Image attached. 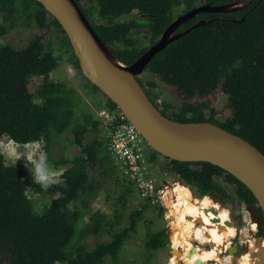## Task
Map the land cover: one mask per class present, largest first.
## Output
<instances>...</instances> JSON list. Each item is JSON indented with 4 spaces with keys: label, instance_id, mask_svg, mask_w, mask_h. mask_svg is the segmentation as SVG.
Here are the masks:
<instances>
[{
    "label": "trees",
    "instance_id": "16d2710c",
    "mask_svg": "<svg viewBox=\"0 0 264 264\" xmlns=\"http://www.w3.org/2000/svg\"><path fill=\"white\" fill-rule=\"evenodd\" d=\"M82 14L110 53L123 65L137 61L155 45L164 30L174 21L173 9L184 6L183 14L201 6H225L245 0H74ZM136 13L130 22L119 19ZM141 16L143 18H141ZM0 38L25 20L46 33L59 38V51L77 70L79 62L61 29L43 6L35 0H0ZM200 21L204 25L196 26ZM145 28L149 46L142 48L134 32ZM183 33L156 54L145 71L157 76L165 85L176 88L187 99L176 111L172 106L157 104L155 84L146 87L139 80L149 100L163 116L178 123H210L234 134L257 148L264 155V0H253L246 8L230 13H201L177 28ZM35 35L22 49L0 45V142L3 138L23 146L44 142L45 151L53 135L69 131L79 154L61 159L56 164L65 169L59 180L45 190L15 165L6 164L0 148V264H122L120 253L124 244L137 232L143 214L149 207L143 203L132 210L128 225L122 226L123 196H119L113 215L91 212L90 201L102 189V178L114 175L116 166L107 150L106 139L100 136V121L93 111H82L77 92L64 82L53 81L50 74L59 65L50 40ZM35 78L41 82L34 93L29 85ZM94 94H102L87 79ZM217 91L227 97L229 116L215 119V110L204 99ZM103 95V94H102ZM104 96V95H103ZM105 97V96H104ZM106 107L117 109L106 98ZM194 100H197L194 102ZM208 112V115H207ZM151 150V149H150ZM158 153L151 150L149 161ZM166 172L175 180L190 186L201 198L229 196L221 179L229 185L237 200L246 207H255L256 199L237 179L221 168L205 162L183 163L167 159ZM127 184H133L122 178ZM128 188V187H127ZM129 189V188H128ZM28 190L44 193L51 202L41 213L35 211ZM90 223L81 230V237L99 236L116 228L108 243H97L89 250L84 245L69 253L66 248L73 239L82 218L78 202ZM162 216V209H157ZM258 237L264 236V220ZM238 222L241 223L240 217ZM108 228V229H107ZM169 236L162 227L148 230L144 249L155 252L165 248Z\"/></svg>",
    "mask_w": 264,
    "mask_h": 264
},
{
    "label": "water",
    "instance_id": "95a60500",
    "mask_svg": "<svg viewBox=\"0 0 264 264\" xmlns=\"http://www.w3.org/2000/svg\"><path fill=\"white\" fill-rule=\"evenodd\" d=\"M35 1L60 25L78 59L81 74L115 104L151 150L168 160L183 163L205 162L221 168L226 172V177L233 176L252 193L264 220V155L247 141L216 125L178 123L166 118L149 100L137 80V76L145 70L156 54L184 35L175 34L179 26L201 13L242 10L253 0L225 6H201L186 12L164 30L155 45L129 66L121 64L110 53L74 0ZM204 24L205 22L200 21L196 26ZM246 211L251 222L258 226L261 217L257 209L246 207ZM196 224L200 225V221L196 220ZM226 224L232 225L230 222ZM162 228H168L166 222ZM255 246L258 249L251 254L254 258L257 255L260 257L255 264H264V236L256 240ZM239 251L242 254L248 249L242 246ZM237 252L238 248L230 246L227 255L232 256ZM173 253L174 250H171V254ZM231 260L233 264H238V259L233 256Z\"/></svg>",
    "mask_w": 264,
    "mask_h": 264
},
{
    "label": "rangeland",
    "instance_id": "374dc122",
    "mask_svg": "<svg viewBox=\"0 0 264 264\" xmlns=\"http://www.w3.org/2000/svg\"><path fill=\"white\" fill-rule=\"evenodd\" d=\"M183 11L184 6L174 8V20L183 15ZM136 17V13H132L129 16L121 17L119 20L122 22H130ZM141 18L143 17L141 16ZM24 23L25 20L22 19V21H20L14 29L8 31L3 37H1L0 45H9L15 49H22L27 45L28 41L33 36H45L44 44H47V41L50 40L55 54L61 56L58 68L50 74V78L53 81L64 82L69 88H72L77 92L80 105L76 109L77 116L82 111H96V104L104 105L106 102L105 97L99 93L94 94L86 83V78L81 74V71L72 67L68 63L67 57L61 54L58 45L59 38H57L56 35L52 33V31L46 33V30H40L35 26L34 23H31V26H26ZM134 38L142 48H147L149 46V36L147 35L145 28H141L140 30L135 31ZM137 80H139L146 87H148V82H152L155 84L154 92L158 96L157 104L161 109L163 108L162 104L167 103L172 106V110H170V112H173L176 111L183 103L187 102L186 97L176 88L165 85L159 80L157 76L149 73L148 71L144 70L139 76H137ZM40 82V78L33 79L29 85L30 92L34 93ZM204 100L207 101L209 105L215 110L216 120L221 121L229 116L227 97L223 93L217 91L211 97H208ZM195 101L197 100H194V102ZM99 135L104 136L102 129H100ZM72 141L73 137L69 131L52 136L47 153V163L49 165V168L54 173V179L51 183L57 182L59 180V176L65 169V167L63 166L56 165L58 161H60L61 159H73L79 154V148L75 146ZM37 144H39V148H37ZM0 148L5 158L6 164L23 168L30 178L31 175L24 165L27 164L29 165V167H31L36 159H38L40 151L46 153L44 142H34L20 146L7 138H3L0 142ZM166 165V158L162 156H156V159L153 163L155 175L162 178H170L171 175H169L165 170ZM102 179L104 180L102 189L98 191L94 198L90 201L89 208L91 212H100L105 215L112 216L113 209L117 205L118 197L120 195L123 196L124 210L122 213V226L126 227L128 225V214L132 210L141 206L144 202L141 200L136 188L132 186L130 188V185L122 179V176L118 174V172L110 177H105ZM219 182H221L225 186L227 194L229 196L228 200H223L221 198L222 203L224 204V206L221 207L227 209L232 225L236 229H238L237 237L235 239H230V246H235L236 248H238V252L235 255H232L237 259L242 255L239 249L244 246L245 243L250 241L248 230L251 224V220L248 212L246 211V206L236 199L233 189L221 179L219 180ZM191 190L194 196L202 199L194 192L193 189ZM27 195L31 199L35 211L38 213H41L47 206H49L51 202V197L44 193H37L35 191L28 190ZM85 199L86 197L82 198L78 202V206L82 212V218L77 224L73 239L70 241L68 247L66 248L69 253L74 252L75 249L81 245H84L87 249L91 250L97 243H108L111 240V234L116 232L117 229V227L109 229V231H106L105 233H102L97 237H81L82 228L90 223V213H85L86 210L82 203L85 201ZM157 209L158 207L155 209L153 207H149L143 214V219L138 225L136 234L131 239H129L122 247V251L120 253V261L122 264H170V261L173 257L178 260L177 264H182V262L179 260V256H177L176 254H173L172 258L170 256V249L172 247V232L169 229V226L166 231L169 236L170 242L165 248L152 253H149L144 249V241L147 231L158 230L159 228L163 227V224L166 222V210L164 211L162 208H159L163 211L162 216H159V212ZM208 213H206V215ZM239 217L241 223L238 222ZM243 231L244 233L242 234ZM253 235L254 239H259L257 229ZM190 242L194 247H200V249L212 248V246L210 247L209 243L201 246L192 238L190 239ZM232 256L227 255V250H223V253L219 255L220 261H210L209 264H233L234 262H232L231 260ZM253 259L254 256L250 253L249 261L253 262Z\"/></svg>",
    "mask_w": 264,
    "mask_h": 264
},
{
    "label": "bare ground",
    "instance_id": "6f19581e",
    "mask_svg": "<svg viewBox=\"0 0 264 264\" xmlns=\"http://www.w3.org/2000/svg\"><path fill=\"white\" fill-rule=\"evenodd\" d=\"M113 61L115 62V60ZM175 193L178 203L174 207H170L174 220L169 224V229L172 232L173 254L180 257L179 260L182 264H209L214 260L219 262V255L223 253V250L230 248V239H235L238 235V231L233 225L226 224L227 222L231 223V220L227 209L221 207L224 206L221 199L213 200L210 196H205L202 199L194 198L190 191L182 186L177 187ZM206 212L211 213H208L209 216H207ZM193 218L200 221L199 227L195 226ZM256 229V224L252 222L248 230L250 241L243 246L248 251L237 258L238 264H255L259 261V255L254 258L253 263L249 261L250 253L258 249L255 246L256 239L253 237ZM191 238L201 246L209 243L212 248L194 247L190 242ZM177 262L178 260L173 257L170 264H177Z\"/></svg>",
    "mask_w": 264,
    "mask_h": 264
},
{
    "label": "built area",
    "instance_id": "2783aa9c",
    "mask_svg": "<svg viewBox=\"0 0 264 264\" xmlns=\"http://www.w3.org/2000/svg\"><path fill=\"white\" fill-rule=\"evenodd\" d=\"M93 112L100 121L107 150L118 174L134 185L144 203L166 210L165 221L169 226L174 220L170 207L178 203L176 188L186 187L194 198L198 197L193 195L190 186L172 176L162 178L155 175L153 163L149 161L150 147L119 109L102 106ZM192 221L195 226H200L196 219Z\"/></svg>",
    "mask_w": 264,
    "mask_h": 264
},
{
    "label": "clouds",
    "instance_id": "9594fccd",
    "mask_svg": "<svg viewBox=\"0 0 264 264\" xmlns=\"http://www.w3.org/2000/svg\"><path fill=\"white\" fill-rule=\"evenodd\" d=\"M37 148H39V144H37ZM47 161V153L40 151L38 159H36L31 167L27 164L24 165L34 182L39 184L45 190L50 186V183L54 179V173L49 168Z\"/></svg>",
    "mask_w": 264,
    "mask_h": 264
},
{
    "label": "flooded vegetation",
    "instance_id": "af4514ba",
    "mask_svg": "<svg viewBox=\"0 0 264 264\" xmlns=\"http://www.w3.org/2000/svg\"><path fill=\"white\" fill-rule=\"evenodd\" d=\"M211 197H213V199H215L216 197L217 198H220L221 199V197L220 196H218V195H210ZM215 196V197H214ZM223 199V198H222ZM224 200V199H223ZM222 201V200H221ZM256 209H258V207H257V205H256ZM258 212V211H257ZM207 213V212H206ZM251 224H252V222H251ZM237 231H238V229H237ZM169 242H170V240H169ZM171 250H173V248L171 247V249H170V256H171V258H172V256H173V254H171ZM221 255V254H220Z\"/></svg>",
    "mask_w": 264,
    "mask_h": 264
}]
</instances>
